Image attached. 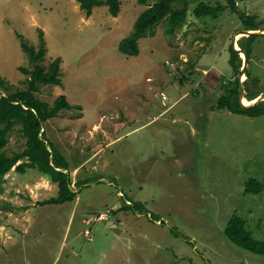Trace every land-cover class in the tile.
<instances>
[{
	"label": "rangeland",
	"instance_id": "rangeland-1",
	"mask_svg": "<svg viewBox=\"0 0 264 264\" xmlns=\"http://www.w3.org/2000/svg\"><path fill=\"white\" fill-rule=\"evenodd\" d=\"M195 5L174 35L159 22L127 56L118 43L147 7L138 0H121L115 17L95 6L88 18L76 0H0V77L10 91L26 88L20 68H32L17 34L37 47L42 30V64L61 59V84H41L35 96L51 104L63 94L75 106L42 131L66 159L76 192L41 205L57 196L56 183L36 169H11L0 185V264H264V254L224 232L236 216L264 242V115L216 106L235 78L242 102L245 86L264 93V35L241 33L229 7L196 18ZM237 9L264 31V0ZM239 45L250 51L244 74L243 53L238 72L229 63ZM24 146L15 125L4 151ZM131 202L141 208L122 209Z\"/></svg>",
	"mask_w": 264,
	"mask_h": 264
},
{
	"label": "trees",
	"instance_id": "trees-1",
	"mask_svg": "<svg viewBox=\"0 0 264 264\" xmlns=\"http://www.w3.org/2000/svg\"><path fill=\"white\" fill-rule=\"evenodd\" d=\"M80 9L88 18L95 6L106 5L109 13L115 17L120 11L121 0H76ZM140 4L147 7L143 9L133 22L132 30L118 43V49L127 56H134L139 53L138 38L149 35L159 23H164V33L172 36L177 28L181 27L187 17L191 3H196L192 14L196 18H215L226 7L239 13V17L245 26V30H257L260 22H256L255 16L242 13L237 9V2L243 0H224L225 4H209L203 0H138ZM179 5V7H177ZM39 45L35 47L26 42L21 34L20 46L27 54L31 70L20 68L29 76L25 79L26 88H16L13 91L8 89L5 80L0 77V185L4 176L13 169L16 172L24 173L26 169H36L39 173L49 177L56 183L57 196L41 201L45 204H61L72 201L76 192L70 187L71 181L67 171L68 163L61 152L50 143L45 137L43 123L57 115L62 110H71L73 107L66 97L61 94L51 104L42 101L35 96L38 86L43 84L60 85V57L54 58L48 65L44 66L42 61L46 53L43 32L39 30ZM264 35V34H263ZM254 35H249L248 38ZM244 50L247 61L250 58V51ZM229 63L238 72L241 67L239 53L233 48L229 51ZM246 73V71H245ZM247 78L249 77L246 75ZM256 81V80H255ZM239 80L229 81L223 84V92L218 98L217 107L228 109L230 112L249 117L264 115V101L261 100L252 106L246 107L239 99ZM245 97L247 100L255 99L260 92L245 86ZM4 92V93H3ZM3 93V95H2ZM243 103V102H242ZM244 104V103H243ZM78 109L79 106H76ZM15 125L20 126L22 136L25 138V146L21 151L7 154L4 147L7 144L8 134ZM77 183V182H76ZM126 201H130L125 199ZM141 208L140 204H124L122 209L135 210ZM226 236L236 245L251 252L264 254V242L254 240L250 233L244 228V221L233 216L224 228Z\"/></svg>",
	"mask_w": 264,
	"mask_h": 264
},
{
	"label": "water",
	"instance_id": "water-1",
	"mask_svg": "<svg viewBox=\"0 0 264 264\" xmlns=\"http://www.w3.org/2000/svg\"><path fill=\"white\" fill-rule=\"evenodd\" d=\"M241 33H244L246 34L247 36L249 35H259V34H264V31L261 30V29H257V30H242ZM233 48L238 52V53H243V64H242V67L240 69V74H244L245 73V67L247 65V58H246V55H245V52L240 49L239 47L238 48H235L233 46ZM238 90H239V99H240V102H241V99H242V95H243V92H242V88H241V83H239V86H238ZM261 100H264V93L263 94H260L258 95L255 99L253 100H248L249 103L248 104H243L241 102L242 105L246 106V107H249V106H252L254 105L255 103L261 101ZM252 101V102H251Z\"/></svg>",
	"mask_w": 264,
	"mask_h": 264
},
{
	"label": "built area",
	"instance_id": "built-area-1",
	"mask_svg": "<svg viewBox=\"0 0 264 264\" xmlns=\"http://www.w3.org/2000/svg\"><path fill=\"white\" fill-rule=\"evenodd\" d=\"M126 202H128V201H126ZM108 212H109V210H108ZM106 218H107V216L105 217L104 214H99V215H98V219H99V220H104V219H106ZM89 222H90V220H87V223H89ZM85 234L88 235V234H89V231L86 230V231H85Z\"/></svg>",
	"mask_w": 264,
	"mask_h": 264
},
{
	"label": "bare ground",
	"instance_id": "bare-ground-1",
	"mask_svg": "<svg viewBox=\"0 0 264 264\" xmlns=\"http://www.w3.org/2000/svg\"><path fill=\"white\" fill-rule=\"evenodd\" d=\"M252 102V101H251ZM244 104H248L249 102H243Z\"/></svg>",
	"mask_w": 264,
	"mask_h": 264
},
{
	"label": "crops",
	"instance_id": "crops-1",
	"mask_svg": "<svg viewBox=\"0 0 264 264\" xmlns=\"http://www.w3.org/2000/svg\"><path fill=\"white\" fill-rule=\"evenodd\" d=\"M260 28V27H259Z\"/></svg>",
	"mask_w": 264,
	"mask_h": 264
}]
</instances>
